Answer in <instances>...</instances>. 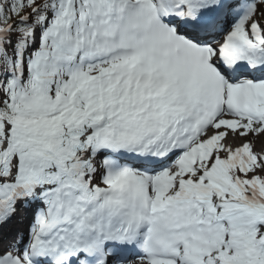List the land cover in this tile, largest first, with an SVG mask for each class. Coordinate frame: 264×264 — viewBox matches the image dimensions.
<instances>
[{"label":"snow or ice","instance_id":"snow-or-ice-1","mask_svg":"<svg viewBox=\"0 0 264 264\" xmlns=\"http://www.w3.org/2000/svg\"><path fill=\"white\" fill-rule=\"evenodd\" d=\"M0 264H264V0H0Z\"/></svg>","mask_w":264,"mask_h":264}]
</instances>
